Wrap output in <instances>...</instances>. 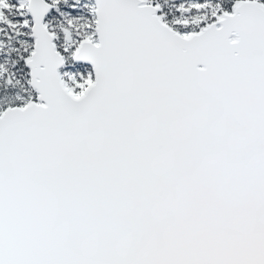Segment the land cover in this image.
I'll list each match as a JSON object with an SVG mask.
<instances>
[{
	"label": "snow or ice",
	"instance_id": "6c2138e0",
	"mask_svg": "<svg viewBox=\"0 0 264 264\" xmlns=\"http://www.w3.org/2000/svg\"><path fill=\"white\" fill-rule=\"evenodd\" d=\"M0 264H264V0H0Z\"/></svg>",
	"mask_w": 264,
	"mask_h": 264
}]
</instances>
